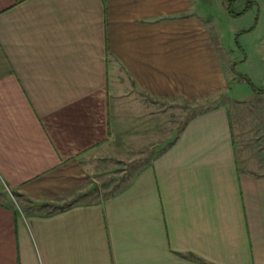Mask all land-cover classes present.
Instances as JSON below:
<instances>
[{"label": "crops", "instance_id": "obj_1", "mask_svg": "<svg viewBox=\"0 0 264 264\" xmlns=\"http://www.w3.org/2000/svg\"><path fill=\"white\" fill-rule=\"evenodd\" d=\"M230 85L196 0H0L17 196L0 197V264H264V134L235 124ZM222 95L179 130L151 106ZM141 151L104 195L98 161Z\"/></svg>", "mask_w": 264, "mask_h": 264}, {"label": "rangeland", "instance_id": "obj_2", "mask_svg": "<svg viewBox=\"0 0 264 264\" xmlns=\"http://www.w3.org/2000/svg\"><path fill=\"white\" fill-rule=\"evenodd\" d=\"M252 2L250 9L239 17L228 12L227 0H196V5L197 13L207 21L218 45L221 59L231 82V96L242 101L237 104L231 102L234 104L231 105L230 110L235 124L238 127L241 126L240 121L242 120L239 118L244 119L241 124L245 128L253 127L257 133L255 136H259L264 134V93L255 92L240 76L241 73L247 74L255 85L264 88V5L260 0H252ZM247 4L248 0H237L234 9L241 11ZM225 98L222 95L214 100L198 103L178 101L158 104V102H152L151 106L155 111L165 109L168 123L179 130L191 115L209 109L220 101L226 100ZM259 140L263 142L261 138ZM152 152L154 151H141L133 158L121 161L113 157L99 159L95 173L99 183L104 185L102 193L111 194L126 183L139 164L143 163L144 158H148ZM255 153L258 157L264 156L263 151L262 153L255 151ZM12 193L14 191L12 192L0 178V197H6L14 204L17 196Z\"/></svg>", "mask_w": 264, "mask_h": 264}, {"label": "trees", "instance_id": "obj_3", "mask_svg": "<svg viewBox=\"0 0 264 264\" xmlns=\"http://www.w3.org/2000/svg\"><path fill=\"white\" fill-rule=\"evenodd\" d=\"M235 3H236V0H227V4H228L227 10L231 15H233L235 17H239V16L243 15L250 8L249 4L251 3V0H248V4L245 7H243L244 9L241 11H235V9H234ZM240 76H241L242 80L247 82L255 92L264 93V88L258 87L257 85H255V83L252 82V79L247 74L241 73ZM13 194H15V193H13Z\"/></svg>", "mask_w": 264, "mask_h": 264}]
</instances>
